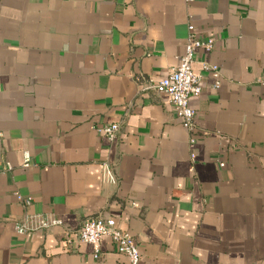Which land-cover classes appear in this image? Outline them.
I'll list each match as a JSON object with an SVG mask.
<instances>
[{"label":"crops","instance_id":"0c3cea01","mask_svg":"<svg viewBox=\"0 0 264 264\" xmlns=\"http://www.w3.org/2000/svg\"><path fill=\"white\" fill-rule=\"evenodd\" d=\"M190 23L215 42L193 64L194 144L143 89L180 63ZM119 121L116 142L97 130ZM29 214L64 225L19 233ZM98 216L140 264H264V0H0V264H128L108 236L98 258L68 245Z\"/></svg>","mask_w":264,"mask_h":264},{"label":"built area","instance_id":"2783aa9c","mask_svg":"<svg viewBox=\"0 0 264 264\" xmlns=\"http://www.w3.org/2000/svg\"><path fill=\"white\" fill-rule=\"evenodd\" d=\"M188 36L186 40L185 52L180 58V63L172 67L168 74L158 82L148 83L143 89H152L159 93H165L169 97V101L173 104L176 116L181 124L192 134L190 144L195 143L196 132V116L197 111L191 104V98L199 96L202 91L201 74L195 72L193 64L197 60L199 51L211 52L214 49L215 42L213 40H204L199 38L195 32L194 24L188 25ZM203 69L213 71L216 77L220 76V68L217 64H213L208 60L202 61ZM219 80L216 86H219ZM121 122H109L98 126L97 130L100 134L107 137L110 141L116 142L121 133ZM192 158L195 153L191 154ZM24 167L31 165V155L29 151L24 153ZM224 165V163H221ZM103 177L106 182L116 183L117 178L113 167L108 162L103 164ZM18 198L24 203H29L32 198L18 194ZM64 222L61 218L46 214H29L21 221L16 222V230L19 233L27 234L31 232H46L56 226H62ZM108 236L112 239L116 250L124 254L128 258V264H140L142 253L136 238L128 231L122 229L118 221L113 217L98 216L88 218L83 222L81 228L71 233L70 228L65 229V237L69 246L87 242L95 245V257H99L100 242L103 237Z\"/></svg>","mask_w":264,"mask_h":264}]
</instances>
